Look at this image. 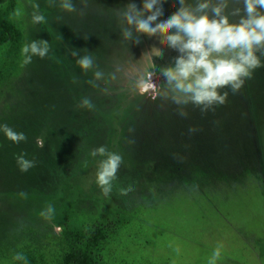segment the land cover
Here are the masks:
<instances>
[{
  "label": "rangeland",
  "instance_id": "rangeland-1",
  "mask_svg": "<svg viewBox=\"0 0 264 264\" xmlns=\"http://www.w3.org/2000/svg\"><path fill=\"white\" fill-rule=\"evenodd\" d=\"M72 2L74 12L61 0L0 6L15 35L0 49V124L27 137L14 144L0 133V264H22L18 252L27 264H207L218 243L217 264H264V67L239 91L223 89V105L189 104L182 117L136 85L152 70L153 47L163 50L157 68L178 56L164 33L140 35L139 44L122 38L121 13L141 0ZM36 4L45 23L31 21ZM165 7L171 15L178 0ZM237 7L231 0L228 11ZM32 40L47 41L49 54L23 65L20 49ZM85 55L94 60L88 72L76 64ZM96 70L104 77L90 83ZM153 78L165 83L159 72ZM84 97L92 109L80 107ZM101 145L122 156L107 197L96 184L101 158L91 155ZM21 153L35 162L27 172ZM48 205L50 221L41 216Z\"/></svg>",
  "mask_w": 264,
  "mask_h": 264
},
{
  "label": "clouds",
  "instance_id": "clouds-1",
  "mask_svg": "<svg viewBox=\"0 0 264 264\" xmlns=\"http://www.w3.org/2000/svg\"><path fill=\"white\" fill-rule=\"evenodd\" d=\"M171 0H141L137 8L135 3L127 4L122 13L123 27L121 35L124 40L135 38L140 43V35L152 37L164 33L161 43L175 50L178 56L173 58L170 66L157 68L154 61L163 57V50L153 47L149 60L151 71H146L136 80L141 94L152 93L151 98L169 99L180 109L179 115L186 117L183 108L189 104L200 110L208 111L214 106L223 105L227 91H239L246 79L252 77L253 71L264 67V0H240L243 7L228 11L231 0H178L179 7L171 15H165L166 5ZM63 11H76L72 0H61ZM31 16L33 24L46 22V17L39 11V5H33ZM20 9L14 12L19 18ZM235 17V20H230ZM49 43L44 40H32L20 49L23 65L32 63L33 57L43 59L49 54ZM78 56L77 51L72 52ZM82 72H88L94 66L91 55L80 56L76 61ZM159 72L165 83L157 85L153 73ZM104 73L96 70L93 81H101ZM94 86H96L94 84ZM80 107L92 109V101L84 97ZM189 131H194L190 129ZM0 133L10 142L20 144L27 137L7 124H0ZM37 146L42 148L44 141L37 138ZM93 157H100L96 171V184L105 197L113 190L117 171L122 163V156L108 151L103 145L94 149ZM19 170L27 172L35 166L33 160L21 153L15 157ZM131 189L121 190L127 194ZM55 209L48 205L41 216L45 220L53 218ZM57 233L63 229L53 225ZM223 244L218 243L208 258L207 264H217L221 259ZM13 260L27 264L26 256L18 252Z\"/></svg>",
  "mask_w": 264,
  "mask_h": 264
},
{
  "label": "trees",
  "instance_id": "trees-1",
  "mask_svg": "<svg viewBox=\"0 0 264 264\" xmlns=\"http://www.w3.org/2000/svg\"><path fill=\"white\" fill-rule=\"evenodd\" d=\"M4 1L6 2L7 0H0V6ZM3 12L4 11L0 10V14ZM0 29H1L0 31V49H1L5 44L9 42H13L15 39V35L13 30L10 27H7L4 23H2L1 20H0ZM0 70H1V63H0ZM64 264H65V259H64Z\"/></svg>",
  "mask_w": 264,
  "mask_h": 264
}]
</instances>
